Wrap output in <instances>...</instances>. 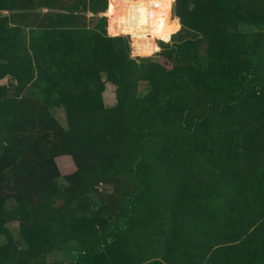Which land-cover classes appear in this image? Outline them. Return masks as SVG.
I'll use <instances>...</instances> for the list:
<instances>
[{
	"label": "trees",
	"instance_id": "1",
	"mask_svg": "<svg viewBox=\"0 0 264 264\" xmlns=\"http://www.w3.org/2000/svg\"><path fill=\"white\" fill-rule=\"evenodd\" d=\"M108 4L0 0V264H264V0Z\"/></svg>",
	"mask_w": 264,
	"mask_h": 264
},
{
	"label": "rangeland",
	"instance_id": "2",
	"mask_svg": "<svg viewBox=\"0 0 264 264\" xmlns=\"http://www.w3.org/2000/svg\"><path fill=\"white\" fill-rule=\"evenodd\" d=\"M112 0H108V8L110 6V2ZM174 3H175V0H170V20L173 22L174 20H177V28L175 29V31L180 27V23H179V19L174 15ZM108 10V9H107ZM109 12L106 11L105 14L107 15V33L109 36H127L128 39H129V42H130V47L132 49V52L137 54V55H154V53H156L157 51L160 50V46H159V41L160 40H163V41H169L170 38H171V33H173L174 31H172V28L174 26V22L172 23V28H171V31H170V35L169 37H167L166 39H163V38H160V37H155L154 38V43L157 45V48L155 50H153L152 52L150 53H137L136 50H135V46H134V40H133V35L131 33H119V34H112L110 33L109 31ZM2 83H11L13 84V80H8V79H3L2 80ZM10 84V85H11ZM47 103L51 106V108L53 109L54 111V114L56 115V117L58 118V120L63 124L65 125L66 122H65V112L64 110L60 107V105L58 104V98L57 96H54V98L52 99H49L47 100ZM104 103L106 105H112L115 103V94L114 92H112V90L108 87L106 92L104 93ZM58 163L60 165H62V168H65V169H72L74 167V164L72 163V160L69 159V158H66V157H63L61 159H58ZM10 227V230L12 231L14 237H17V222H14V223H11L9 225Z\"/></svg>",
	"mask_w": 264,
	"mask_h": 264
},
{
	"label": "water",
	"instance_id": "3",
	"mask_svg": "<svg viewBox=\"0 0 264 264\" xmlns=\"http://www.w3.org/2000/svg\"><path fill=\"white\" fill-rule=\"evenodd\" d=\"M109 19V18H108Z\"/></svg>",
	"mask_w": 264,
	"mask_h": 264
}]
</instances>
